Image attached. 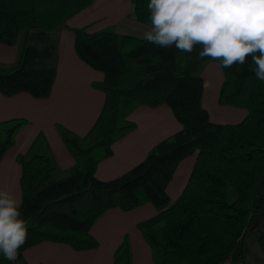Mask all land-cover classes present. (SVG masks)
I'll list each match as a JSON object with an SVG mask.
<instances>
[{"label":"trees","instance_id":"1","mask_svg":"<svg viewBox=\"0 0 264 264\" xmlns=\"http://www.w3.org/2000/svg\"><path fill=\"white\" fill-rule=\"evenodd\" d=\"M94 0H0V43L11 45L20 34L16 60L0 65V94L20 92L46 98L55 68L51 64L52 31ZM134 20L152 26L149 0H129ZM76 57L102 78L90 85L103 94L102 106L83 134L61 124L55 130L74 159L61 178H51L52 152L41 132L15 156L20 167L22 218L28 237L19 250L51 241L75 251L95 248L90 228L107 210H131L144 203L153 215L139 222L152 264H223L239 262L244 235L259 215L264 195V82L255 75L251 57L243 66L222 68L218 60L200 59L174 46L162 49L133 34L74 27ZM222 72L217 103L242 108L236 123H215L200 104L206 62ZM183 65L181 67L180 65ZM167 105L180 128L152 145L146 156L120 175L99 180L98 162L111 154V145L135 128L129 114L139 106ZM25 118L0 120V159L14 144ZM194 154L180 192L172 199L166 186L179 161ZM228 189L234 192L228 202ZM0 254V264H10ZM110 264H131L127 235L113 251Z\"/></svg>","mask_w":264,"mask_h":264},{"label":"crops","instance_id":"2","mask_svg":"<svg viewBox=\"0 0 264 264\" xmlns=\"http://www.w3.org/2000/svg\"><path fill=\"white\" fill-rule=\"evenodd\" d=\"M130 14L129 0H94L88 7L52 31L55 49L51 64L55 68V75L49 95L46 98H33L24 92L11 96L0 94V120L21 117L28 121V124L15 134L13 146L0 159V188H7L20 199V167L15 156L27 148L37 132L44 135L52 152L51 178L64 177L74 166V159L68 154L54 124H61L76 134H83L98 115L103 94L90 85L92 81L102 78L101 72L91 69L76 57L70 29L84 26L87 32L108 29L143 37L151 27L137 22ZM18 47L15 42L11 45L0 43V65L12 64L16 60ZM214 69L216 71L213 78H210V75L204 77L205 70L200 72L203 82L200 104L212 122H238L245 116L246 111L242 108L218 105L217 91L222 77L216 67ZM128 118L134 121L136 126L113 142L111 154L98 162L94 176L99 180H108L125 172L141 161L154 143L180 128L170 108L165 104L156 107L139 106ZM193 161L194 157L191 156L179 161L174 174L180 166L186 164L184 175L186 173L187 177ZM154 212L149 203L128 211L109 209L98 217L90 228V234L97 241L95 248L75 251L63 243L42 241L24 249L20 263L110 264L113 251L122 236L127 235L131 264H152L150 249L142 237L139 222Z\"/></svg>","mask_w":264,"mask_h":264},{"label":"clouds","instance_id":"3","mask_svg":"<svg viewBox=\"0 0 264 264\" xmlns=\"http://www.w3.org/2000/svg\"><path fill=\"white\" fill-rule=\"evenodd\" d=\"M151 29L143 39L162 49L218 60L222 68L243 66L248 58L264 82V0H149ZM183 67V65H180ZM22 201L0 188V254L15 262L28 237Z\"/></svg>","mask_w":264,"mask_h":264},{"label":"rangeland","instance_id":"4","mask_svg":"<svg viewBox=\"0 0 264 264\" xmlns=\"http://www.w3.org/2000/svg\"><path fill=\"white\" fill-rule=\"evenodd\" d=\"M95 5L98 6L99 3ZM52 36L54 35L52 34ZM20 39H21V35L19 34L16 37L15 45H19ZM51 59L53 60V57ZM214 67H216L218 73L222 77V72L219 64L212 61L206 62L203 65L200 72H202V70H205L203 76L207 78V75H210V78H213L214 73L216 71ZM190 156L194 157V154L188 155L187 157ZM184 172H186V164H184V166H180L178 170L175 172V174L173 172L171 181L170 183L168 182L169 185L167 184L168 186H166V193L168 194L170 200H172L179 193L181 187L185 183L189 173L187 174L186 177V173L184 175ZM233 197H234V192L231 189H228L226 200L230 202L233 199ZM244 245L246 247V250L244 252L241 261L233 262L230 259H227L223 262V264H264V195L262 198V205L259 215L253 221L251 226L246 230V233L244 235Z\"/></svg>","mask_w":264,"mask_h":264},{"label":"built area","instance_id":"5","mask_svg":"<svg viewBox=\"0 0 264 264\" xmlns=\"http://www.w3.org/2000/svg\"><path fill=\"white\" fill-rule=\"evenodd\" d=\"M10 264H21L20 261L11 262Z\"/></svg>","mask_w":264,"mask_h":264}]
</instances>
